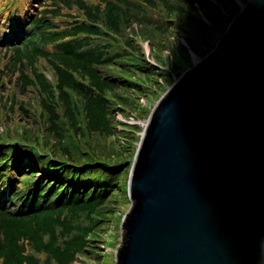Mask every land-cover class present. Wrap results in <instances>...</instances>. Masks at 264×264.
<instances>
[{
	"label": "trees",
	"instance_id": "1",
	"mask_svg": "<svg viewBox=\"0 0 264 264\" xmlns=\"http://www.w3.org/2000/svg\"><path fill=\"white\" fill-rule=\"evenodd\" d=\"M204 2H31L43 9L37 15L28 16L27 37L14 44L0 43V52L3 51L0 57L5 60L1 68L5 81L0 83V97L6 98L4 108L0 106V119L3 117L6 123L15 121L24 127L18 135L19 141L10 145L21 149L24 145L31 151L17 158L20 162L11 169L15 176L10 179L8 190L0 189V264H75V261L85 264L86 258L93 255L100 258V251L96 252L100 246L95 243L109 245L117 241L119 246L123 245L125 230L123 228V234L116 231L121 220L117 208L122 195L123 199L129 200L124 181L130 164L126 163L134 155V143L140 138L134 128L140 131L142 127L124 124L116 114L120 111L134 115L132 105L137 100L133 93H141L148 87V75L151 74L148 60L140 58L142 50H137L140 46L135 44L138 35H145L138 34L132 25L149 23L150 33L158 36L165 35L168 29H178L191 50L197 51L207 45L210 49H205V55L212 49L206 41L216 43L220 28L207 24L199 14L192 15L195 3L201 7ZM73 7L84 18L55 21L62 9ZM147 7L166 12L169 21H178L179 26L185 19L199 23L204 37L194 39L184 26H152L146 17ZM28 9L30 13L35 6ZM237 9L238 6L230 14L235 15ZM130 28L132 32L129 33ZM184 47L181 45L183 55ZM41 57L47 60L45 66H50L53 71L54 83L38 72ZM111 71L118 77L112 78ZM139 71L148 75L142 80L135 78V83L132 76ZM130 84H135L137 89L126 90ZM8 89L12 91L8 93ZM31 93L39 97L38 114L37 108H28L26 97ZM146 108H140V112L150 110ZM16 112L20 113L17 118L14 117ZM12 130L16 136L15 127ZM37 131L42 134H35ZM93 134L97 136L94 141ZM119 135L124 136L122 144ZM10 136H13L11 132ZM38 146L44 151L47 148V155L52 158L49 164L38 155L41 153ZM3 151L8 149L0 150V159L5 156ZM61 164V168H56ZM48 166L55 168L50 171ZM23 174L25 180L16 178ZM120 178H124L123 184L119 182ZM95 179L100 182L95 183Z\"/></svg>",
	"mask_w": 264,
	"mask_h": 264
},
{
	"label": "water",
	"instance_id": "2",
	"mask_svg": "<svg viewBox=\"0 0 264 264\" xmlns=\"http://www.w3.org/2000/svg\"><path fill=\"white\" fill-rule=\"evenodd\" d=\"M200 60L147 117L118 264H264V0Z\"/></svg>",
	"mask_w": 264,
	"mask_h": 264
},
{
	"label": "rangeland",
	"instance_id": "3",
	"mask_svg": "<svg viewBox=\"0 0 264 264\" xmlns=\"http://www.w3.org/2000/svg\"><path fill=\"white\" fill-rule=\"evenodd\" d=\"M204 1L205 2L202 4L201 7L199 6L198 3H195V9L192 10V15L195 16L196 14H199L201 19L204 22H206L207 24L211 26L214 25L215 27L220 28L218 37L223 36L229 24V23L228 24L226 23L235 17V15L230 14V13L234 12L235 8L238 6V9L236 12L237 14L238 12H240L243 5L246 3V0H204ZM92 3L94 4L97 3V0H92ZM7 6H8L7 0H0V8L7 7ZM213 8H217V9L214 10ZM146 9H147L146 17L151 22L152 26L164 25V26L169 27L171 24L178 28L184 26L190 30L191 33L189 34L192 35L194 39L204 37L203 34L199 30V26H201L199 25V23L193 24L190 21H188V19H185L181 21L182 26H179L178 21L176 22L169 21V19L166 16V12L163 13L161 11H158L156 9H151L149 7H147ZM61 12L62 14L58 15L55 18L56 22H65V20L69 18L67 17V15L69 14L79 15L81 16L80 18H82V13L79 12L76 9V7H73L72 9L64 8L62 9ZM221 13L223 14L221 15ZM132 27H133V30H135L138 34L145 35L142 37L138 35L137 38L135 39V44L140 46V49H137V50H142V54L144 55V56L140 55V58L145 57V59L148 60L147 64H150V67L148 68V70L151 71L150 75H148L147 72L139 71L138 73L132 76L133 78L132 80L135 83H136L135 78L137 77H139V79L142 80L144 75H148V77L150 78V81H148V87L145 88L144 91H142L141 93H137V94L133 93V95L136 97V100H137V103L132 105L133 112H134V118H136V120L134 121L138 123V125L143 127L146 123V118L148 117L150 110L153 107L157 106V103L162 99L166 91L180 79L179 78L180 75L185 70L190 69L192 66L196 65L198 61L200 62L201 61L200 59L203 57V53L206 52V50H209L210 48L207 45H202L201 48L198 47L199 49L197 51L199 53H197V51H193L194 49L191 50L189 47L185 45L184 43L185 40L182 37V34L179 33L180 30L178 29H173V28L168 29L165 35L158 36V35H154L150 33L151 26H149V23L134 24L132 25ZM128 32L129 33L132 32V29L131 28L128 29ZM150 34L151 36L149 37ZM206 44L212 45V49L210 50L212 51L213 46L215 45V41L214 40L206 41ZM181 45H185L183 49L184 55L181 53ZM169 46H172L173 50H171ZM151 61L153 63H151ZM3 65H4V62H0V69ZM111 74L113 75L112 78H115V76H117L116 73L113 71H111ZM119 84H128V83L121 81L119 82ZM128 89L136 90L137 86L135 84H130L126 88V90ZM122 91L124 90L121 89V92ZM26 99H28V103H29L28 108H37V114H38L39 106L37 103H38L39 97L37 96V94L31 93L26 97ZM5 105H6V98L1 99L0 97L1 108H4ZM143 107L144 108L147 107L146 109H150V110H148L146 113H141L140 108H143ZM127 110L129 111L131 110V108H127ZM135 114H138L139 116L135 117ZM19 115L20 113L16 112L14 114V117L17 118ZM131 116H132L131 112H128L126 114H121V113L116 114V118L118 120L129 123V124L131 123V122H128L131 120L130 119ZM123 120H126V121H123ZM142 122H144V124H142ZM15 124H16L15 121L9 124H5L4 125L5 133H7L8 130L11 131V126L13 128L17 125ZM134 131H135V134L136 135L139 134V136L142 132V130H140L139 132V128H134ZM96 137L97 136L93 134L92 140L94 141ZM119 138L121 141L120 144H122V142L124 141L123 140L124 136L120 135ZM136 141L134 144L138 145L139 141L138 143H136ZM111 143L114 146H117L116 142L112 141ZM132 157L134 158V156ZM132 157L126 163L127 165L133 162ZM122 172H123V175L126 174L125 167L122 169ZM121 180L123 181L124 178L119 179V182L123 184ZM129 206H130V201L123 199V195H122L120 198V205L117 208L120 213V217L124 216L127 213ZM116 231L119 233L120 229L116 228ZM95 244L100 246L98 247L99 249L96 250V252L100 251L99 252L100 254L98 253L100 255V258L98 259L94 257L93 255L90 258H86L87 261L85 264H113L114 252L116 250L115 248L118 245L117 241L114 242L113 244H109L105 246L102 245L101 243H95ZM104 252H109L110 254H103ZM75 264H79V262L75 261Z\"/></svg>",
	"mask_w": 264,
	"mask_h": 264
},
{
	"label": "bare ground",
	"instance_id": "4",
	"mask_svg": "<svg viewBox=\"0 0 264 264\" xmlns=\"http://www.w3.org/2000/svg\"><path fill=\"white\" fill-rule=\"evenodd\" d=\"M146 122H147V120H146ZM146 124V123H145ZM123 223H124V221H123ZM123 223H122V225H121V230H123Z\"/></svg>",
	"mask_w": 264,
	"mask_h": 264
}]
</instances>
